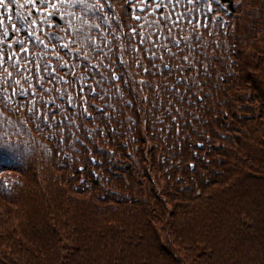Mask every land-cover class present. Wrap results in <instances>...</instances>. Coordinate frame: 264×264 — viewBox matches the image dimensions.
Masks as SVG:
<instances>
[{
    "label": "trees",
    "instance_id": "obj_1",
    "mask_svg": "<svg viewBox=\"0 0 264 264\" xmlns=\"http://www.w3.org/2000/svg\"><path fill=\"white\" fill-rule=\"evenodd\" d=\"M39 3L3 16L0 264H264V0Z\"/></svg>",
    "mask_w": 264,
    "mask_h": 264
},
{
    "label": "snow or ice",
    "instance_id": "obj_2",
    "mask_svg": "<svg viewBox=\"0 0 264 264\" xmlns=\"http://www.w3.org/2000/svg\"><path fill=\"white\" fill-rule=\"evenodd\" d=\"M155 2L157 3H162L163 0H155ZM27 3L30 5H34V0H27ZM88 3L89 0H40L39 3V8H46V7H56L57 9V13H58V18L59 19H64L67 21V23L71 26L72 25V20L73 18L76 20H80V22L83 24L85 21L82 19V16L77 14L76 11H72L71 9H76L79 8L81 5H83V12L86 13L87 11H89L88 8ZM12 6H17V7H24V5H18L17 4V0H0V65H2L4 63V52L5 49H11L12 48V44L8 43L5 45V40L6 38L9 36V31L8 28H6L4 26V20H3V16L6 13H9L12 10ZM61 9H63V11H61ZM93 9H96L98 11H103V6L102 4L98 3V4H94L93 5ZM19 15L21 16V18L23 20H28V26L29 28L33 27V21H31L29 19V17L23 13H19ZM9 21H12V16L8 17ZM47 22V21H45ZM11 28L13 32L19 31V29L17 28V25L15 23H11ZM24 31H27V29H25ZM78 32H81V34L83 35V32L80 29H77ZM27 36H31L33 37V40L44 44V41L39 40L38 37H36L34 35V31H27ZM86 39L91 40V36H87ZM15 44L20 46V49L23 52H27L28 48L25 47V40H14L13 41ZM28 43H32V41H28ZM45 47H47V45L45 44ZM62 47H64L65 49H68L69 51H71V49L69 48V44L65 43L64 45H62ZM92 47L96 50V51H100V49L93 44ZM41 55H43V53H41ZM16 56V51L12 50L11 52L8 53L7 55V59L9 61H11L13 59V57ZM79 58V57H78ZM19 58H17V63H18ZM95 67V66H93ZM47 71V68L45 69ZM52 71H55L54 69ZM49 76L52 75L51 72L48 73ZM9 77H11V73H9ZM39 80V78H38ZM16 83H19V81H16ZM2 91V90H0ZM83 91V88L81 89V92ZM89 91H91V89H89ZM19 95L21 97L27 96L28 93L26 90H21V92L19 93ZM0 99H5L4 97H0ZM71 103V101H69ZM18 104H23L24 101L23 100H19L17 101ZM33 114L35 115V110H32ZM13 146L11 144L10 141H6L3 139V137H0V152L3 151H9L12 152ZM25 151H28V149H25ZM6 186H5V191H6Z\"/></svg>",
    "mask_w": 264,
    "mask_h": 264
}]
</instances>
